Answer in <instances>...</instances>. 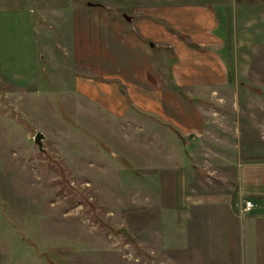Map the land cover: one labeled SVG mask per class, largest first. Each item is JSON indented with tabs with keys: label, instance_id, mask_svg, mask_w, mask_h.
Returning a JSON list of instances; mask_svg holds the SVG:
<instances>
[{
	"label": "rangeland",
	"instance_id": "obj_1",
	"mask_svg": "<svg viewBox=\"0 0 264 264\" xmlns=\"http://www.w3.org/2000/svg\"><path fill=\"white\" fill-rule=\"evenodd\" d=\"M165 2L0 0V264H264V218L249 221L257 207L245 214L239 199L240 166L264 161V55L254 50L239 92L193 98L207 105L195 138L87 94L91 80L106 94L112 57L140 50L141 19L124 14ZM166 16L144 15L156 38ZM87 49L98 55L88 61ZM159 60L172 81L173 56ZM178 166L188 193L226 202L184 203Z\"/></svg>",
	"mask_w": 264,
	"mask_h": 264
},
{
	"label": "crops",
	"instance_id": "obj_2",
	"mask_svg": "<svg viewBox=\"0 0 264 264\" xmlns=\"http://www.w3.org/2000/svg\"><path fill=\"white\" fill-rule=\"evenodd\" d=\"M160 8L167 11L164 17L167 27L162 28L157 34L161 35L156 38L152 22L143 18ZM135 12L134 18L129 17L130 21L126 14L124 18L130 24L141 19V31H136L139 38L135 37V43L130 40L140 49L139 52L123 50L124 53L120 52L117 58L112 57L115 60L109 64L113 65L112 69L117 67L118 71L108 69L111 72L103 73V82L99 84L106 94L102 96L95 89V80L89 81L91 85L87 94L96 99L101 97V105L117 117L139 109L166 121L188 139L195 138L204 131L206 118L202 107L207 105L196 104L193 98H205L208 93L221 95L231 89L239 92L234 80L238 76L252 74L254 50L264 55V0H166L165 4L144 6ZM37 21L40 25V20ZM122 41L124 48L132 47L127 40ZM85 53L88 61L92 53L98 55L91 49ZM167 54L174 59L172 81L164 74V61L161 60L160 64L159 60L160 55ZM86 59L81 57L80 61L87 62ZM94 66L98 68V64ZM82 68L96 75L89 69V64ZM124 86L132 93L131 107L125 106V99L120 94ZM262 93L264 95V89ZM185 152L189 153L188 150ZM178 168L184 170L181 166ZM185 171L181 184L184 203L226 202L227 197L217 194L188 193ZM239 183V199L253 201L257 207L248 212L247 219L264 218V161L242 164ZM227 202L232 203L231 200Z\"/></svg>",
	"mask_w": 264,
	"mask_h": 264
},
{
	"label": "water",
	"instance_id": "obj_3",
	"mask_svg": "<svg viewBox=\"0 0 264 264\" xmlns=\"http://www.w3.org/2000/svg\"><path fill=\"white\" fill-rule=\"evenodd\" d=\"M126 19L128 21H130V18L126 16ZM43 137V134L41 132H38L35 136V142L38 143L40 145V147L42 148V144H41V138Z\"/></svg>",
	"mask_w": 264,
	"mask_h": 264
},
{
	"label": "built area",
	"instance_id": "obj_4",
	"mask_svg": "<svg viewBox=\"0 0 264 264\" xmlns=\"http://www.w3.org/2000/svg\"><path fill=\"white\" fill-rule=\"evenodd\" d=\"M255 204L252 201H246V205L244 207V212H248L254 208Z\"/></svg>",
	"mask_w": 264,
	"mask_h": 264
}]
</instances>
